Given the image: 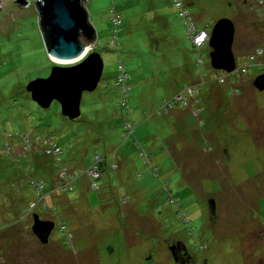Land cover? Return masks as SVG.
Returning <instances> with one entry per match:
<instances>
[{"label":"rangeland","instance_id":"rangeland-1","mask_svg":"<svg viewBox=\"0 0 264 264\" xmlns=\"http://www.w3.org/2000/svg\"><path fill=\"white\" fill-rule=\"evenodd\" d=\"M182 2L210 34L220 18L234 22L236 71L212 68L209 41L194 46L174 0H82L96 33L86 51L104 66L71 120L58 101L42 108L26 91L55 64L35 0H0V264H182L177 243L186 264H264V90L253 85L264 72V0ZM194 85L187 104L164 106ZM51 132L69 162L59 179L48 155L61 150H45ZM94 153L107 160L93 188L85 167ZM75 170V189L59 191ZM34 214L55 222L47 243Z\"/></svg>","mask_w":264,"mask_h":264},{"label":"water","instance_id":"water-1","mask_svg":"<svg viewBox=\"0 0 264 264\" xmlns=\"http://www.w3.org/2000/svg\"><path fill=\"white\" fill-rule=\"evenodd\" d=\"M16 1L20 5L26 2ZM81 2L35 0L47 50L55 64L48 77L37 78L26 86V91L40 107L47 108L56 100L61 104L62 114L71 120L81 116L82 94L97 88L104 66L99 52L86 51L96 37H90L95 31ZM81 35L85 36L86 42L81 40ZM234 35L235 25L229 18H220L212 26L208 40L212 68L228 74L237 69L233 52ZM253 85L260 91L264 90V72L255 77ZM211 207L214 209L213 201ZM54 225V221L42 220L34 214L32 230L41 242H48ZM177 245L170 247L175 259L174 248Z\"/></svg>","mask_w":264,"mask_h":264},{"label":"built area","instance_id":"built-area-1","mask_svg":"<svg viewBox=\"0 0 264 264\" xmlns=\"http://www.w3.org/2000/svg\"><path fill=\"white\" fill-rule=\"evenodd\" d=\"M183 0H174L175 5L180 8L182 10V15L185 17L186 19V24H187V28H188V32H189V36L192 40V43L194 44V46L196 48H200L202 46H204L205 42L209 40L210 38V33L207 32V30H205L204 28H198L196 23L191 19L190 17V12L186 9H184L183 6ZM90 46L88 47L87 51L89 50ZM88 53V52H87ZM123 70V69H122ZM128 76L127 73H125V71L123 70L121 72V74L119 75V79L117 81V84H119L123 90L126 91V87L124 86L126 80H127ZM223 78L220 77V80H222ZM199 91V87L198 85H194L191 87H186L184 89V91L178 93L176 96H174V98H172L171 100L166 101V103L164 104V106L166 108H171L172 106H174L176 103L180 102L183 104H187L189 101V98H195L198 94ZM40 135H36L35 138H39ZM45 139V142L48 143L46 150L49 152H56L58 151V148L55 147V144L52 143L51 145V141H52V137L48 136ZM27 136L24 137V147L25 149L28 147H30L27 143ZM59 154V153H58ZM96 162L92 159L90 165L88 166L87 170H88V175L90 176V178H94V181H96V179L100 178V173L98 171V169L95 167L94 164L98 165V161H100V158L98 157V155L95 157ZM86 170V171H87ZM64 175V173H63ZM70 181H72V179H69ZM93 181V187H98V183L96 184V182ZM75 181L72 182H68L66 183V187L67 189H71V184L73 185Z\"/></svg>","mask_w":264,"mask_h":264},{"label":"trees","instance_id":"trees-1","mask_svg":"<svg viewBox=\"0 0 264 264\" xmlns=\"http://www.w3.org/2000/svg\"><path fill=\"white\" fill-rule=\"evenodd\" d=\"M198 28H200L199 26H197ZM96 36V33H93L92 35H90V37L93 39L94 37ZM200 66V65H199ZM125 71V73H127V76H128V78H127V80H126V82H125V84H124V86L126 87V91L125 90H123L122 89V87L119 85V84H117V81H118V79H119V75L121 74V72L123 71V70ZM236 71V70H235ZM129 74H128V72L126 71V69H125V66H124V64H121V65H119V74L117 75V77H116V85L117 86H119V88H120V90H121V92H122V94H123V96H124V100H126V98H127V95H128V89H129V87H127V83H128V81H129ZM198 87L200 88V86L198 85ZM77 121V120H76ZM133 128V124L130 122V121H126L125 123H124V127H123V132H124V134H125V138L126 139H129L130 137H133L134 136V129H132ZM40 136H42V134H39ZM49 136H51L52 137V141H51V145H52V143L53 144H55V147H57L58 148V150H61V153L59 154V156H57L56 155V157L58 158V159H56V158H54L52 155H48L49 156V158L51 159V162L56 166V172H57V178H58V174L60 173V171L62 170L63 171V173H64V175H63V177L65 176V173H66V171L69 169L67 166V164H69V162L67 163V161L65 160V158H64V149H63V147L61 146V144H60V142H59V139L51 132V134L49 135ZM46 137H48V136H46ZM45 137V138H46ZM135 144H137L139 147H140V150H139V155L142 157V158H144V160H145V162H147V163H149V162H151L152 161V158H151V153H148V151L144 148L145 146H142V145H140V143H138L137 141H135ZM46 150V149H45ZM54 152H52V154H53ZM98 155V157L100 158V161H98V165L97 164H92V165H95V167L98 169V171H99V173H100V178L99 179H102L103 178V174L101 173L102 171H101V168H103L104 167V165L106 164V160H107V157L105 156V155H102L101 153H94V154H92L91 156H90V159L87 161V163H86V170H87V168H88V166L90 165V163H91V160L93 159L95 162H96V160H95V157ZM62 156V157H61ZM52 157V158H51ZM56 160H58V163H59V166H58V163H57V161ZM67 163V164H66ZM113 166H114V168L115 169H117L118 168V165L116 164V163H113ZM71 169V168H70ZM77 169H83V168H77ZM63 177H62V179H63ZM79 177L80 176H78L77 174H76V170L74 171V172H71V174L69 175V178L70 179H72V181H75L74 182V185H72L71 184V189L69 190V192H72L74 189H75V185H76V183L78 182V180H79ZM89 177V185H91L90 187H93V181H94V178H90V176H88ZM59 179V178H58ZM62 179H61V181H60V188H59V191H63V192H68V189H67V187H66V183H64L63 181H62ZM99 179H96V181H98ZM44 180V181H43ZM65 180V179H64ZM100 182V181H99ZM40 183V185H43V187H46L47 185H45V184H47V183H49L50 184V182L49 181H47L46 182V180L45 179H42V183L41 182H39ZM98 183V182H97ZM101 183V182H100ZM98 185H99V183H98ZM94 188V187H93ZM46 189H47V187H46ZM46 193V198L49 196V193H47V192H45Z\"/></svg>","mask_w":264,"mask_h":264},{"label":"flooded vegetation","instance_id":"flooded-vegetation-1","mask_svg":"<svg viewBox=\"0 0 264 264\" xmlns=\"http://www.w3.org/2000/svg\"><path fill=\"white\" fill-rule=\"evenodd\" d=\"M185 248L186 247L184 245H182L181 243H178V245L174 248L176 259L174 258V256L173 258L177 261L181 259V261H184L186 264V262L190 261V256L187 258L186 254L188 253H184L186 252Z\"/></svg>","mask_w":264,"mask_h":264},{"label":"crops","instance_id":"crops-1","mask_svg":"<svg viewBox=\"0 0 264 264\" xmlns=\"http://www.w3.org/2000/svg\"><path fill=\"white\" fill-rule=\"evenodd\" d=\"M75 120V119H74ZM78 121V120H77ZM152 158V157H151ZM153 160V159H152Z\"/></svg>","mask_w":264,"mask_h":264}]
</instances>
